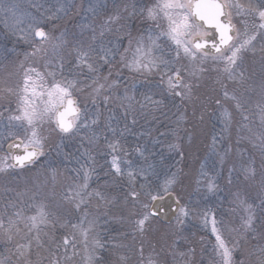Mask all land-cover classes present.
Returning a JSON list of instances; mask_svg holds the SVG:
<instances>
[{"label": "snow or ice", "instance_id": "6c2138e0", "mask_svg": "<svg viewBox=\"0 0 264 264\" xmlns=\"http://www.w3.org/2000/svg\"><path fill=\"white\" fill-rule=\"evenodd\" d=\"M0 178V264H264V0H0Z\"/></svg>", "mask_w": 264, "mask_h": 264}, {"label": "trees", "instance_id": "16d2710c", "mask_svg": "<svg viewBox=\"0 0 264 264\" xmlns=\"http://www.w3.org/2000/svg\"><path fill=\"white\" fill-rule=\"evenodd\" d=\"M218 128H219V125L217 126ZM203 153H201V155H202ZM190 163H189V159L187 160V161H185V163H186V165L188 164V165H192L193 163H197V161H195V160H192V158L190 157ZM101 163H103V160H101ZM187 165V166H188ZM61 168L63 169V165H61ZM191 172H195V171H191ZM92 183V187H95L96 186V181H95V179H93V181L91 182ZM2 188L3 187H1L0 188V194H3L2 193ZM221 188L222 189H224L223 191H221L219 194H218V196L217 197H210L209 198V200H208V204H209V206H212V205H214V204H217L218 202H219V200L220 199H223L226 195H227V188L225 187V185H224V183L223 182H221ZM233 190H235V189H233ZM193 193H196V192H194L193 191ZM251 195L252 196H255V192H253V193H251ZM200 196H201V193H196V199L195 200H199L200 199ZM227 210H229V205L227 204V203H225L224 204V206H223V208L221 209V211H227ZM26 211V214H32V212H31V210H29V209H27V210H25ZM242 214V212H241V210L239 209V208H237L236 209V214H235V216L234 217H228V216H225V219H228V218H232V219H234L237 223H238V221H239V216ZM218 218H219V212H218ZM117 229H119L120 231L122 230V228H120V225H118L117 224V226H116V224L115 223H109V225H108V228H107V232H110L109 234H108V236L110 235V236H118V232H117ZM192 232H194V233H198V234H204L203 233V230H202V228L201 227H197L196 228V230L195 231H192ZM198 238V237H197ZM209 251H210V246H209ZM208 258H209V253H205V257H204V259H205V264H207V260H208ZM78 259V260H77ZM76 260H77V264H79V261H80V258L79 257H77L76 258Z\"/></svg>", "mask_w": 264, "mask_h": 264}, {"label": "rangeland", "instance_id": "374dc122", "mask_svg": "<svg viewBox=\"0 0 264 264\" xmlns=\"http://www.w3.org/2000/svg\"><path fill=\"white\" fill-rule=\"evenodd\" d=\"M14 106V105H13ZM192 160H194L192 158ZM187 161V160H186ZM190 157H189V163H190ZM188 163V164H189ZM187 164V165H188ZM186 163L184 162L183 165H180L182 167H184L185 169V172H191L192 170L193 171H196L199 167V163H193L192 165H188L187 166ZM194 173V172H193ZM23 174H21L20 176H17L15 180H13L11 177H9L7 183L9 184V186H12V187H16V190L17 191H23V185H24V181H23V178H22ZM187 183V182H186ZM5 184V181L3 178H0V188L3 187V185ZM195 186L193 185V188ZM189 191H192V199L195 200L197 197H196V193H193V189L190 188ZM9 195H14V193H11ZM3 194H0V207L3 206ZM25 210H27V207H25ZM121 215V208L117 205V206H113L111 207L110 209V212H109V217H112V216H115V217H119ZM219 219V218H218ZM104 222L101 221V224H103ZM110 223H115L116 226H117V222L116 221H111L110 220ZM119 225V224H118ZM189 227L191 228V231H195L197 227H201L200 226V223L199 221H192L191 224L189 225ZM123 231V229L121 230ZM110 232H107V235L109 234ZM110 236V235H109ZM78 260V259H77Z\"/></svg>", "mask_w": 264, "mask_h": 264}]
</instances>
